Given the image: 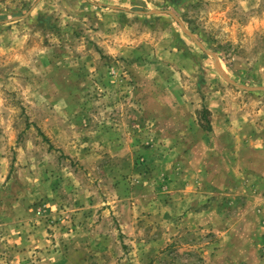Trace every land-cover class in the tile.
<instances>
[{
	"label": "rangeland",
	"instance_id": "374dc122",
	"mask_svg": "<svg viewBox=\"0 0 264 264\" xmlns=\"http://www.w3.org/2000/svg\"><path fill=\"white\" fill-rule=\"evenodd\" d=\"M218 106L264 171V0H0V264H264V186L230 237L198 183Z\"/></svg>",
	"mask_w": 264,
	"mask_h": 264
},
{
	"label": "crops",
	"instance_id": "0c3cea01",
	"mask_svg": "<svg viewBox=\"0 0 264 264\" xmlns=\"http://www.w3.org/2000/svg\"><path fill=\"white\" fill-rule=\"evenodd\" d=\"M220 114L223 115L222 118L219 117ZM224 116L225 114L222 112L219 106L217 108H212L213 121L211 122V141L213 142L212 148L215 151L214 155L217 157L218 167L208 168V170L202 169V175L200 176V182L198 183L200 188L209 189L212 193L211 195L217 196V198H221L223 196H226L227 199H237L238 197H244L243 199L246 203L245 208H243L241 212L236 214L234 217L225 218V220L229 221L228 229L225 235L231 237L233 235L237 236L240 234V230L238 227H236V223L243 222L244 225L242 226L244 228L249 222H251V220H253V218H251L252 214L245 212V209L250 205L252 199L257 196L254 195L255 193H251V185L255 186V184H258L254 187L255 190L256 188L264 186V171L261 168H244V163V167L236 168V166L234 167L233 164L231 165V161H229L230 165L225 164L224 160L221 162L220 158L223 157L244 158L245 156H249L251 154V150L248 149L245 144V137H243L238 132V134H235V136L232 137L229 118ZM243 124L245 123L243 122ZM237 131H239L238 128ZM232 133L234 134V132ZM252 152H254L256 155L260 154L259 150H253ZM257 216L260 218L258 219L259 226L264 229V221H261V216ZM216 221H218V219ZM244 230H246V227ZM243 235L246 236L245 233H243ZM223 239L224 237H222L219 243L216 244L220 247V249L225 245L226 242L225 241L223 243ZM228 247L229 246H227V249ZM224 251L228 250L224 248ZM212 263L218 264L217 260L213 261ZM59 264H73V262L65 261L60 262Z\"/></svg>",
	"mask_w": 264,
	"mask_h": 264
},
{
	"label": "trees",
	"instance_id": "16d2710c",
	"mask_svg": "<svg viewBox=\"0 0 264 264\" xmlns=\"http://www.w3.org/2000/svg\"><path fill=\"white\" fill-rule=\"evenodd\" d=\"M200 113L202 116H205L208 113V110L206 108H204L200 111ZM208 129H209V126H208Z\"/></svg>",
	"mask_w": 264,
	"mask_h": 264
}]
</instances>
